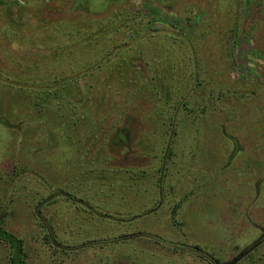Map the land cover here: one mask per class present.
I'll return each mask as SVG.
<instances>
[{
	"label": "rangeland",
	"instance_id": "1",
	"mask_svg": "<svg viewBox=\"0 0 264 264\" xmlns=\"http://www.w3.org/2000/svg\"><path fill=\"white\" fill-rule=\"evenodd\" d=\"M102 1L88 0V10ZM141 1L129 0L130 12L142 10ZM202 3L188 32L203 61L197 73L200 59L185 57L183 45L167 36H146L140 49L134 38L143 28L82 29L78 0H0V117L8 122L0 120V220L22 240L25 264H264V0H169L151 9L149 33L172 22L180 34L183 25L170 17L184 18L185 7ZM19 10H32L30 25L17 23ZM64 17L81 27L87 46L71 47L63 35L56 40L61 55H42L69 78L77 75L70 62L94 61L85 83L94 88L80 89L74 99L90 96L99 125L83 123L71 135L56 116L39 123L17 82L34 73L28 37L44 38L32 29ZM7 22L23 37H7ZM91 46L96 50L85 54ZM101 49L109 54L100 57ZM97 56L106 68L95 66ZM118 63L126 76L119 77ZM174 104L172 137L154 109ZM118 127L128 128L125 145L111 142ZM168 144V166L160 170ZM85 180L88 187L79 185ZM73 192L77 203L67 197ZM153 205L154 212L146 211ZM133 232L144 235L122 237ZM10 250L0 239V264H10Z\"/></svg>",
	"mask_w": 264,
	"mask_h": 264
},
{
	"label": "trees",
	"instance_id": "2",
	"mask_svg": "<svg viewBox=\"0 0 264 264\" xmlns=\"http://www.w3.org/2000/svg\"><path fill=\"white\" fill-rule=\"evenodd\" d=\"M90 1V0H89ZM157 2L161 3V7L163 8L165 5L169 4V0H156ZM172 1V0H171ZM176 1V0H175ZM31 3V2H30ZM29 3V4H30ZM141 7L143 8L142 10L140 9L135 10L133 12H130L129 8L130 4H129V0H103L102 2L98 3V6H96L92 11H89L87 8V4H88V0H78V4L80 6V9L83 11L84 13V18H81L80 22H81V27L82 29H89L92 30L91 34L95 33L96 31L100 30V32H102L104 34V32H114V33H125V31L127 29H136V28H143V36H138L136 38H134L135 41V45H138V47L141 49L142 48V41L143 38L146 36L151 37L152 39H161L164 36L169 37L170 42H174L175 45L178 44V46H182L183 50L182 53L185 57H190L188 59H194L195 58H199L200 61L196 62L197 64H195L196 69H197V73L198 70L201 68V65H203V61L201 60L200 57H197V53H196V48H194L195 44H191V40H193V35H190L189 32V28L190 25H193L196 18L195 15L198 14L200 11H203L204 9V4L202 3V5H198L196 6L195 4H190L189 9L187 10V8L185 7V13L186 16L184 18L182 17H178L175 13H172L173 15H176L174 17H170V19L172 21L176 20V24H180L183 25V32H181L180 34L175 30V25L172 24V22H165L163 23L164 28L162 29H154L151 30L149 33V26L152 23V20H155L154 18V14L151 12V9L155 6L154 2L150 1V0H142L141 2ZM154 5V6H152ZM158 7V5H157ZM203 7V8H202ZM146 8L149 9L148 12H144L146 10ZM155 8V7H154ZM157 9V11H159L160 9ZM195 9V12H194ZM144 10V11H143ZM22 10H19L18 16L15 18V20H17V23H21L22 25L25 24H29L33 21V18L35 17L31 11H25L26 13L21 12ZM193 14H195L193 16ZM36 19V18H35ZM71 20H68L67 18H62L57 22H52L51 27H46L45 29H42L43 26H40V30L39 32L36 29H32L33 32L39 33L40 32L43 34L44 38L42 40H37V38H33L32 36H29L27 41L29 42V53H28V58H31V67L30 70H33V74L30 77L31 81H27V80H18L17 82L20 83V89L21 92H25V94H27V96L31 99V107L32 109L34 108V111L36 113L39 114V119H37L39 121V123H42L43 121L46 122V120H48V116H56V120L61 121L63 124H65V127L67 130H71L69 132V135L72 134V131H76L78 126L85 123V124H89V122H94L95 127H98L99 125L96 124V120L92 119V109L93 105L95 107H97L96 103L91 102L90 101V96H86V98L81 99V101H76L74 99L75 95L78 93V91H80V89L82 90H88V92H91L92 89L94 88V85L91 83L89 84V86H85L88 83L87 80V76L90 74L88 72V70L92 67L93 62H88V63H83V64H78V63H72L70 62V65H67V67L69 69H71L72 71H74L77 75H75L76 77H72L69 78L68 76L64 75L65 71L61 70L59 72L60 67L59 66H53L51 68H49L48 66L51 65L52 63L49 64V62H46V59L44 58L43 55L44 52L48 50L50 51H55L57 52L59 55H61L60 53L63 52V47L60 45L61 43H59L57 40L60 39V37L67 36L68 40H70V46H74V47H85L87 46V42L85 41V38L87 36H83L80 33V29L79 28H72L71 27ZM38 22L41 23V21L38 20ZM8 23V24H7ZM5 25V29H4V34H6L7 37H9L10 39H12L14 36L15 37H20L19 32L17 31L16 33H13V27H11L12 25L9 24V22H7ZM193 23V24H192ZM38 25V24H37ZM174 25V26H173ZM15 26V25H14ZM32 26V25H31ZM10 27V28H8ZM42 29V30H41ZM86 30H82V32H86ZM101 33V34H102ZM80 34V35H79ZM23 36H21L20 38H22ZM116 37V36H115ZM195 39V37H194ZM61 40V39H60ZM158 40H155L156 42H159ZM79 41V42H78ZM128 41V40H127ZM166 42V41H165ZM79 43V44H78ZM103 42H101L102 44ZM128 42H124V44H127ZM123 45V44H122ZM128 45V44H127ZM191 45V49L193 51L192 55L191 53H189V51H186V49L189 50L188 47H190ZM121 45H116V47H119ZM120 48V47H119ZM75 49V48H73ZM127 49H134L133 47L131 48L129 45L127 46ZM89 50H96V47L91 46L88 47V49L83 50V52L89 53ZM70 51H72V48H70ZM100 53L97 55H100V57H104L107 56L109 53V50H105L103 51L98 50ZM119 52H123V49L121 48V50H118ZM118 52V53H119ZM48 53V52H47ZM108 53V54H107ZM117 53V51L115 52ZM142 54H146V49L141 50ZM43 54V55H42ZM48 55V54H47ZM50 55H53L52 53ZM109 57V56H108ZM50 58H56L55 56L50 57ZM98 60L97 64L95 66H97L99 69L102 68H106L107 67V63H105V58H91V60ZM112 59V58H109ZM160 59V58H158ZM73 60V59H72ZM123 60H125L123 58ZM74 61V60H73ZM119 63L120 61H122L121 58H119ZM113 62L112 64L116 63L115 61H110V63ZM92 63V64H91ZM116 64V70L117 73L119 75V77L122 76H126V74H123V71L120 70L121 65L120 64ZM205 64V63H204ZM111 65V64H110ZM149 65V63H148ZM77 69V70H75ZM79 69H84L79 70ZM126 70V68H125ZM80 71V72H78ZM82 71V72H81ZM196 71V70H195ZM53 73V74H52ZM58 73V74H57ZM107 76V80H113L116 79V76L114 75H106ZM68 77V78H67ZM78 79H82L83 83L81 85V83H79V85L77 84ZM199 82H201V80H198ZM198 82V83H199ZM86 83V84H85ZM107 83V81H106ZM84 84V85H83ZM9 87L12 86L11 84H8ZM19 85V84H18ZM201 85V83H200ZM78 87V88H76ZM74 88V89H72ZM91 89V90H90ZM223 92H219L218 94L223 95ZM158 95V94H157ZM97 101L100 100V98L98 96H96ZM183 99V98H182ZM182 99L177 100L179 103H181L182 106H184V110L187 111V102L186 101H182ZM92 104V107H91ZM175 106H170L169 108L166 109H154V113L159 116L162 117L163 120H161L160 122V126L162 128H169L168 132L166 133V135L168 134L169 136L175 135V131H170V130H174V126H176V124L174 123L173 119H174V112L177 109V104H174ZM171 109V110H170ZM92 110V111H91ZM102 112V111H101ZM69 114V115H68ZM53 119V118H52ZM0 120L3 121L4 123H7V120L5 118L0 117ZM41 120V122H40ZM99 130V129H98ZM101 130V129H100ZM99 130V132H100ZM128 128L125 127H118L115 131L114 136L111 138V142L113 144H117V146H120V140H128L129 139V133L127 132ZM101 133V132H100ZM100 135V134H99ZM123 141L124 145L125 142ZM122 145V146H124ZM171 146H167L166 149V153L164 151V155L162 154V159H161V164L158 166V168L161 169H165L167 168V163H166V158L168 155H170L172 147ZM167 155V156H166ZM160 157V156H159ZM116 170H127V171H131L132 173L134 172V168L133 167H129V168H121V167H113ZM163 177V176H162ZM161 176H159L158 181L161 183ZM78 180V178H76V181ZM79 182V180H78ZM158 182V183H159ZM85 185L88 187L85 182H80L79 185ZM71 184L74 185L73 181H71ZM158 187V185H156ZM161 186V184H160ZM159 186V187H160ZM163 188V187H162ZM90 189V188H89ZM86 192V191H84ZM87 194L89 192H86ZM76 194H67V197H69L68 199H71L70 197H73V200H71L74 203L76 202L77 197H75ZM84 195V194H83ZM89 195V194H88ZM66 197V195H65ZM75 199V201H74ZM79 199V198H78ZM155 204V203H154ZM172 216H175L176 210L177 208L180 207V204H174V206H172ZM148 212L155 211V205L151 206V208L149 210H146ZM145 211V212H146ZM143 212V213H145ZM175 218V217H174ZM175 225H177L176 222H174ZM181 225V224H180ZM139 235H144V234H136L135 232L133 233H128V234H123V238H132V237H136ZM0 239H2L3 241L7 242L10 245L11 248V252H10V264H25V261L23 260V244H22V240L20 238H17L16 236H14L13 234H11L9 231L5 230L2 226H1V220H0ZM197 249H200L198 247V245L194 246ZM18 260V261H15Z\"/></svg>",
	"mask_w": 264,
	"mask_h": 264
}]
</instances>
